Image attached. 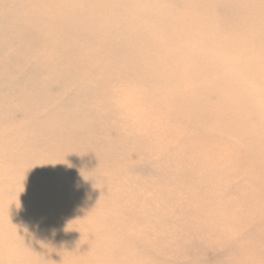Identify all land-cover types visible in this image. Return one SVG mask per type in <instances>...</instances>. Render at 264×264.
Here are the masks:
<instances>
[{
  "label": "bare ground",
  "instance_id": "bare-ground-1",
  "mask_svg": "<svg viewBox=\"0 0 264 264\" xmlns=\"http://www.w3.org/2000/svg\"><path fill=\"white\" fill-rule=\"evenodd\" d=\"M97 1L0 16V264H264V0L158 2L174 40ZM180 108L212 133L171 140Z\"/></svg>",
  "mask_w": 264,
  "mask_h": 264
},
{
  "label": "rangeland",
  "instance_id": "rangeland-1",
  "mask_svg": "<svg viewBox=\"0 0 264 264\" xmlns=\"http://www.w3.org/2000/svg\"><path fill=\"white\" fill-rule=\"evenodd\" d=\"M36 0H26V3L28 4V8H27V11H25L24 10V5L21 7V9H20V11H17V9H12L11 8V6H13V4H12V1L11 0H0V16L1 15H5V16H7L8 17V19H9V21H10V23H8V25H15V26H12V27H15V28H17L16 27V20H17V18H26V17H28V15L27 14H29V15H31L32 16V18H39V17H48V20L49 19H51V17L52 16H56V18H58V19H60V18H64V16H62L63 14L61 13V11H63L62 9H64V8H62V9H60L59 7V9L58 8H56L55 9V11H50L49 9H48V7H47V9L46 8H41V7H38V4L39 3H37V7H38V9L37 10H35V11H32L33 10V2H35ZM91 2L93 1V3L92 4H94V3H96V2H98L97 0L95 1V0H90ZM133 1H136V3H134V4H131V6L132 7H134V8H137L138 9V11H139V13L141 14L140 16H141V18H140V20H139V24H141V25H143V24H149V26H151V27H153V28H155V25H156V28L155 29H153L154 31H155V33L156 34H159V35H162V36H168L169 38H171L172 40H174V39H176L177 38V34H173V33H170V34H168L167 32H164V30L160 27V26H157V21H158V19H161V20H163V21H167V20H169L170 19V17H169V15L167 16V15H165V13H163V5H157V3L158 2H162V3H164L167 7H169L171 10H173V9H175V7H179V10H178V14H180L179 16H183L184 15V11H183V7L182 6H180L181 5V2H177V1H175V0H142L141 2H145L146 3V6L145 7H143L140 3L141 2H138V0H133ZM200 1V0H199ZM11 2V3H10ZM27 4H25V5H27ZM134 5H136V7L134 6ZM156 5V6H155ZM58 6V5H57ZM103 7V6H101L100 4L99 5H97V7ZM151 6V7H150ZM96 7V6H95ZM94 7V8H95ZM154 7V8H153ZM29 8L31 9V10H29ZM182 8V9H181ZM102 9V8H101ZM124 9H125V11H129V9L128 8H125V6H124ZM43 10V11H42ZM58 12H57V11ZM64 10H66V9H64ZM25 12V13H24ZM64 12V11H63ZM14 13H15V15H14ZM27 13V14H26ZM67 12H64V14H66ZM66 15H68V14H66ZM74 15H76V16H81L82 17V19H89L90 18V15L89 14H74ZM88 15V16H87ZM97 16H98V14H96ZM87 16V17H86ZM147 16H152L154 19H153V23L150 21V20H148L147 19ZM171 16V15H170ZM102 17V16H101ZM101 17H99L98 16V19H100ZM85 19V20H86ZM33 20H37V19H33ZM155 20H157V21H155ZM154 22H155V24H154ZM12 27H10V28H12ZM69 28H71V29H76V26H75V24L73 23V22H71V23H69ZM100 38V37H99ZM100 41H101V39H97V42L98 43H100ZM13 42V41H12ZM158 42H161V39H160V37H159V41ZM97 43V44H98ZM13 44H14V42H13ZM18 47H20V44H18ZM12 48H14L15 49V47H12ZM9 48H7V50L6 51H1L0 50V58H2L3 57V55H4V53L7 55V54H11V55H13L14 54V52H15V50H13V49H9ZM100 55H102V54H100ZM223 56H225V55H222V54H220V56H219V58H223ZM104 56H100V59H102ZM227 56H225L224 57V59L226 58ZM154 62H155V58L153 59V61H152V64H154ZM155 67V66H154ZM142 68L144 69V70H146L147 68H148V66H147V62L146 63H144L143 65H142ZM149 68L151 69L152 68V66H150L149 65ZM158 78V76L155 78V80H158L157 79ZM119 79V78H118ZM174 79V78H173ZM169 80H172V78H169ZM175 80V79H174ZM173 80V81H174ZM100 83V82H99ZM160 89L161 88H159L158 86H154V84H152L151 82H150V86L148 87V89H147V91H150V92H155V93H158V92H160ZM86 92H89L88 94H86V99L88 100V99H92V101H95V102H98V103H100V104H102L103 106L104 105H114V102H115V100H114V96L113 97H110L109 95H105V93L103 92V91H98V92H94L93 90H90V89H88V87H87V90H86ZM168 92H169V90H168ZM191 92L189 91V94H190ZM83 95L81 94V97H82ZM88 97V98H87ZM77 98H79V96H77ZM118 101H119V99H118ZM124 101H125V98H124ZM171 106V105H170ZM114 108H116V105H115V107ZM139 110H141V109H144V108H138ZM180 110V113H182L181 115H184V116H181V115H179V118L178 119H176V118H170V122H168V124H166V123H164L163 124V122H161V120L159 121V123H160V125H167V127H170V129H172V131L171 132H173V131H175V132H173L174 134H173V136H172V139L171 140H176V139H179L180 137L183 139L184 138V136H185V138H187V139H190V138H196V137H198V135L199 134H204V133H206V134H208V133H212V127H204V129H201L202 128V126L201 125H203L204 123V119H203V117L201 118V116L199 117V116H197V118H193V120H192V118L191 117H189V110L188 109H184V108H180L179 109ZM187 113H186V112ZM178 112V111H177ZM189 113V114H188ZM99 114V120H98V122H97V124L100 126L101 125V127H103L104 126V128H109L110 126H109V121H110V119H107L108 117L106 116V117H102V115L103 114H106L105 112H101V113H98ZM191 115V114H190ZM114 116L115 117H117V118H119V120H122V117H125L123 114H117V113H114ZM192 116V115H191ZM199 118H201V119H199ZM105 119H107V120H105ZM203 119V120H202ZM190 120H191V122H195L194 124L193 123H190ZM130 121V118H128L127 120H125V121H121V122H118V123H115V128H111V129H117V130H124V126L123 125H119L118 126V124H120V123H125V122H129ZM187 121V122H186ZM200 122V121H202V124H201V122L200 123H198V122ZM102 123H103V125H102ZM176 123V124H175ZM182 123H184V124H188V125H186L185 127H184V124H182ZM189 123H190V125H193V126H191L190 127V125H189ZM181 124V125H180ZM174 126H176V127H173ZM189 126V127H188ZM197 126H199V127H197ZM201 126V127H200ZM183 127V128H182ZM177 128V129H176ZM191 128H193V129H191ZM175 129V130H174ZM181 129V130H180ZM190 129V130H189ZM200 129V131H198V130ZM177 130V131H176ZM184 132H183V131ZM188 130H189V132H188ZM202 130H204V132L202 131ZM197 131V132H196ZM188 132V133H187ZM184 133H187V135H185ZM198 134L197 136H196V134ZM179 134V135H178ZM194 134V135H193ZM191 135V136H190ZM188 136V137H187ZM193 136V137H192ZM176 137V138H175ZM190 141L188 140L187 141V143H189ZM176 147H178L177 145H175V148ZM131 148V147H130ZM189 151V150H188ZM187 151V152H188ZM191 151V150H190ZM173 152V151H172ZM194 152H199L198 150L197 151H194ZM135 156H133V157H131V158H133V162L132 163H134V162H136V159L134 158ZM130 158V159H131ZM183 158V157H182ZM187 157H185V159H186ZM184 160V159H183ZM141 165H144V164H141ZM207 255H210L209 253H207Z\"/></svg>",
  "mask_w": 264,
  "mask_h": 264
}]
</instances>
